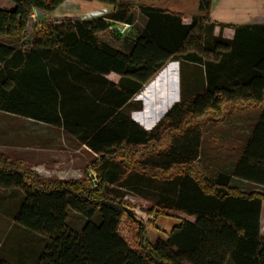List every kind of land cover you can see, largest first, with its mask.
I'll use <instances>...</instances> for the list:
<instances>
[{
  "label": "trees",
  "instance_id": "1",
  "mask_svg": "<svg viewBox=\"0 0 264 264\" xmlns=\"http://www.w3.org/2000/svg\"><path fill=\"white\" fill-rule=\"evenodd\" d=\"M10 1L11 9L0 7V111L62 127L98 155L90 166L97 173L89 183L44 178L24 159L0 153V187L24 190L14 221L48 236L35 264H264V192L228 187L227 173L214 181L202 173L193 162L200 126L190 122L223 111L227 104L258 105L233 175L264 184V24L234 26L231 38L215 35L216 23L209 19L212 0H198L199 14L188 23L180 13L151 4L157 0H136V7L131 0H98L112 4V10L92 18L38 17L34 22L29 19L33 8L49 12L65 0ZM135 8L146 19L142 27ZM115 23L129 26L120 34L119 47L97 35ZM173 58L201 67L204 87L185 91L147 130L120 107ZM109 73L120 75L119 80L109 81ZM71 77L100 84V100L112 101L101 107L102 116L91 118L98 109L91 98L68 105ZM163 135L168 145L146 153L158 156L153 166H144L145 156H136L145 155L140 148L161 146ZM103 168L110 169L101 178ZM126 170V179L132 180L125 186L138 191L144 182L160 180L164 185L156 205L194 221L184 219L166 232L154 219L141 220L137 246L131 247L119 231L123 202L104 191V183L119 181ZM67 208L86 218L80 232L67 226ZM96 212L99 219L92 221ZM0 264L10 263L0 259Z\"/></svg>",
  "mask_w": 264,
  "mask_h": 264
},
{
  "label": "crops",
  "instance_id": "2",
  "mask_svg": "<svg viewBox=\"0 0 264 264\" xmlns=\"http://www.w3.org/2000/svg\"><path fill=\"white\" fill-rule=\"evenodd\" d=\"M133 3H135L136 7V0H134ZM151 4L180 13L185 23H188L193 15L199 14L198 0H157L151 2ZM66 5H70L67 6V8L72 12L63 15L61 12L67 9ZM104 5L103 2L98 0H65L55 10L43 12L44 14L40 19L42 20L45 16L51 17V15V19L67 18L65 16L74 18L71 16H74L73 12L76 11L85 12L86 15L83 18H92L98 16V14L94 13L96 8ZM12 6L13 3L10 0H0L1 8L11 9ZM76 17L80 18L78 15H76ZM209 19L216 23L213 30L215 35L221 33L222 36L231 38L234 35V26L264 24V0H212ZM135 20L139 27H142L146 21L143 14H141L137 8H135ZM118 27L122 29L123 25L119 23L112 24L109 30L99 32L97 35L105 42L119 47L121 46V35L115 30L113 33L119 34L120 37L106 34L108 31L112 32V29ZM5 39H7V41H12V43L20 42V38H12V40H9V38ZM123 51L126 52L127 49ZM174 60L178 62L179 67L180 94L171 104L177 102L185 91L188 93L196 90L199 91L205 84L203 69L201 67L183 62L179 64L180 62L177 59ZM171 62H173L172 59L167 60L142 85V87L120 107V110L127 113L130 118L147 130L153 127L145 126L143 124L144 120L142 121V119L138 117L140 115H147L149 111L155 112L159 104L164 100L163 98L168 96L169 92L173 89V73L176 72V69L170 64ZM106 78L116 83L120 75L109 73L106 75ZM156 78L158 79L155 80ZM152 82L153 84H151ZM70 85L71 90L67 96L69 106L73 107L81 101L88 100V98L98 102L94 104L97 105L98 109L95 111L93 110V116L91 118H94V116H102L104 113V109L102 108L112 104V101L105 102L104 100H100V97L104 94L99 92L98 95L96 93L102 88L98 82L87 80L86 78L77 80L71 77ZM151 87H153V91L149 92L147 89ZM154 106L156 107L154 108ZM1 112L6 115H15L8 112L0 111V113ZM164 113H162V116ZM21 117L28 122V129L21 130L22 143L17 147H21L20 150L23 152L22 154H24V159L28 162L29 166L40 175H46V171L55 166L59 168L75 169L77 166L76 154L79 145L84 149L86 148L92 155L95 154L87 148L84 143H81L75 136L62 127L52 126L28 117ZM251 131L250 128L249 130H245V132L233 129L229 131H219L217 133L212 132L211 128L200 127L198 155L193 161L195 166L212 181H214L220 173L230 174L228 187L235 188L241 192H264V184L233 175V169L245 148ZM13 135L14 134H12V136ZM15 142H17V140L13 141V138L10 139L6 146V150L11 152L12 150H9V147H14L16 144ZM63 160H65L64 166H62ZM168 213L170 214L156 215L154 219L155 224L166 232H169L172 227L180 224L184 219L189 221H194L195 219L193 216H187L178 211L168 210ZM260 235L264 236V202L261 204L260 212ZM225 264L233 263L227 260Z\"/></svg>",
  "mask_w": 264,
  "mask_h": 264
},
{
  "label": "rangeland",
  "instance_id": "3",
  "mask_svg": "<svg viewBox=\"0 0 264 264\" xmlns=\"http://www.w3.org/2000/svg\"><path fill=\"white\" fill-rule=\"evenodd\" d=\"M133 1L134 0H132V2ZM67 6L70 5H66V8ZM71 12L69 8H67L61 13H63V15H66L70 14ZM80 13L81 11L73 12L74 16L71 17H76V15ZM43 14V12H40L38 17L40 18L41 16H43ZM65 17L68 18L69 16ZM51 18L52 15L51 17L45 16L42 19L46 20ZM33 22H31L28 26L27 35L32 32V27L34 24ZM114 30L119 34H125L126 32V30L123 31L118 27L112 29V32L108 31L106 34H114ZM172 61L173 62H171L170 64H172L176 69V72L173 73V89L169 92L168 96L163 98L164 100L161 102V104H159L155 112L149 111L147 115H140L138 117L139 119H142V121L144 120L143 124L145 126L153 127L159 121V118L162 117V113H164L168 108L171 107V102L179 97V67L178 62L174 60V58L172 59ZM179 64H182V62H180ZM157 79L158 78H156L155 80ZM151 84H153V82ZM147 90L149 92L153 91V87ZM155 107L156 106H154V108ZM259 110L260 107L258 105L242 107L238 104H227L226 106H224L223 111H217L216 113L210 112L201 120L190 119V122H198L200 127L211 128L212 132L217 133L219 131H229L233 129H236L240 132H245V130H249L255 123L256 117L259 114ZM27 125L28 122L21 116L6 115L2 112L0 113V153L6 154L9 157L24 159V154H22L23 152H21L20 150L21 147L18 148L17 146H20L22 143L21 130H27ZM12 134L14 135L12 136ZM12 138L13 141L17 140V142H15L16 144L14 145V147H9V150H12L11 152H9L6 150V146L8 145V141ZM160 141V143L162 144L161 146L157 143H151L147 147L140 148L142 152H145V155H140L139 153H137L138 155L136 156L140 159L145 156L143 158L144 166H153L158 156L156 155V153L152 156H148L146 155V153L148 154L150 151L156 150V148L158 149L165 147L166 145H168L169 140L166 135H163ZM173 142H175L174 144H178L177 139H175V141ZM177 150H179V148H177ZM76 156L77 166L75 169H67L63 167L59 168L58 166H55L52 169L47 170L46 175L41 176L44 178L55 177L66 180L74 178L84 180L86 179L89 183H92L97 172L96 169H93L90 166L91 164H93L92 162H95L97 160L98 155H92L86 148L84 149L79 145ZM64 161L65 160H63L62 162V166H64L65 164ZM108 167L111 168L110 165ZM108 169L103 168L102 170H100L101 178H103L101 172H106L108 171ZM177 170H180V168L178 167ZM128 174L129 172L128 170H126L125 175H123V178L119 181H115L113 183H104V191L108 195L121 200L124 207H128L131 209L133 216H131L124 209V214L119 225V231L126 238L130 246L135 248L137 246L138 227L141 220H147L149 218L155 219L156 215H165L170 213H168V210H163V208H160L156 205L159 190L164 185H162V182L160 180L151 179V181L144 182V186H141V188L139 189L140 191H137L136 189L125 186L126 181L132 180V177L126 179V176ZM59 176H61L62 178ZM119 184L122 185L120 186ZM23 199L24 190L22 188L0 187V259L8 261L10 264H35L37 256L42 251L48 239L47 235L31 231L25 227H22L14 221V216L17 213ZM91 219L92 221H97L99 219V213L96 212ZM85 222L86 218L82 214L71 208H67L66 224L69 228L73 229L76 232H80Z\"/></svg>",
  "mask_w": 264,
  "mask_h": 264
},
{
  "label": "built area",
  "instance_id": "4",
  "mask_svg": "<svg viewBox=\"0 0 264 264\" xmlns=\"http://www.w3.org/2000/svg\"><path fill=\"white\" fill-rule=\"evenodd\" d=\"M104 3V2H103ZM105 5L102 6V7H99V8H96V10L94 11V13L98 14V15H105L107 13H109L112 8H113V5L110 4V3H104ZM41 12V10L37 9V8H33L32 11L30 12V15H29V19L31 21L35 20L38 18V15L39 13ZM86 15L85 12H81L80 14H78V16L81 18H83L84 16ZM123 25V28L122 30H126L128 31L129 29V26L127 24H124V23H121ZM95 179V178H94Z\"/></svg>",
  "mask_w": 264,
  "mask_h": 264
},
{
  "label": "water",
  "instance_id": "5",
  "mask_svg": "<svg viewBox=\"0 0 264 264\" xmlns=\"http://www.w3.org/2000/svg\"><path fill=\"white\" fill-rule=\"evenodd\" d=\"M124 209L131 215V216H133V213H132V211H131V209L130 208H128V207H124Z\"/></svg>",
  "mask_w": 264,
  "mask_h": 264
}]
</instances>
